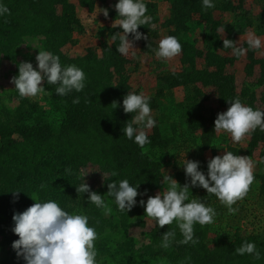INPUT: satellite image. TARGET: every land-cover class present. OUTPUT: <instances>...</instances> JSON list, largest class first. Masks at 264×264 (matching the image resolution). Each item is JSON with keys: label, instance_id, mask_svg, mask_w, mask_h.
Instances as JSON below:
<instances>
[{"label": "trees", "instance_id": "obj_1", "mask_svg": "<svg viewBox=\"0 0 264 264\" xmlns=\"http://www.w3.org/2000/svg\"><path fill=\"white\" fill-rule=\"evenodd\" d=\"M164 1L170 4V15L161 25L169 29L167 36H174L181 43L183 67L181 70L166 72L157 78L156 91L150 99V107L157 108L159 102L166 97V92L174 86L182 87L184 96L177 104L178 115L189 132L194 133L200 128L197 149L201 152L210 149L214 153L216 149L214 121L220 112L206 114L203 111L207 96L198 83L203 86H216L219 103L225 107V111L230 106L229 100L235 98H239L245 105L264 110V90L260 96L263 107L256 103L257 96L253 92L237 94L234 91V78L225 69L232 58L218 52L219 48L229 50L222 47L223 39L218 31L220 27L228 34L226 38L232 40L233 36L242 30L240 25L222 22L214 16L217 10L236 11L232 0H214L215 7L207 10L203 9L202 0ZM0 2L10 9V14L0 16V53L3 57L13 59L14 48L22 43L25 37L41 36L45 50L58 55L64 66L74 64L82 68L87 77L86 87L81 92L73 91L67 96L56 94V85H46L55 116V113L51 115L41 102L20 97L15 90L19 102L8 120L0 121V188L7 191L10 185L14 188L13 184L19 178L17 170L27 165L38 169L39 159L44 160L43 163L52 169L64 162L74 168L90 161L96 162L110 174L108 183L111 182L110 179L117 182L128 179L131 184H139L138 193H145L147 190L146 194L136 197L138 203L128 212L118 211L115 202H112L115 212L124 218L119 221L123 225L127 217L133 213L139 214L143 209L139 203L141 199L145 200L146 196L165 185L162 174L163 156L175 138L164 137L158 128V121L152 128V133L148 134L150 143L143 148L123 135V127L130 122L132 115L125 113L122 107L123 97L131 89L124 73L129 60L116 50L119 40L113 43L111 39L113 33L121 29L118 26L103 28L110 42L101 45L100 58L92 53L83 58H70L60 47L71 39L74 27L80 25L69 0H0ZM82 2L92 7L87 0ZM145 3L146 14L151 17V23L139 26L138 31L146 39L142 37L138 41L141 42L142 52L151 54L153 51L150 38L157 35V30L152 26V22L156 21V5L154 2ZM196 14L205 27L206 52L203 56V67L200 69L196 67L195 59L203 52L184 36ZM129 37L132 38L131 34ZM252 62L260 64L261 76L264 78V56L252 59ZM247 71L251 72V65ZM76 97H79V102L73 103ZM115 102L118 106L113 109ZM261 143L263 148L259 156L264 162V132L259 128L249 134L246 148L228 146L227 150L235 155L253 156ZM113 172H116L117 176L112 177ZM253 175L259 182V194L264 197V169ZM174 177L181 185L185 183L191 185L190 178H186L185 172H175ZM10 205L9 197L3 195L2 191L0 264H25L23 258L18 257L12 248V242L18 239V235L12 231L14 225L12 217L16 211L11 210ZM88 207L89 210L86 208L84 212L88 214L89 222L93 220L91 224H95L96 227L104 226L106 220L102 218V209L90 203ZM108 222L111 224L110 220ZM165 231L176 233L166 249L160 247ZM207 236L206 225L197 223L194 224L196 243H180L183 237L173 222L162 228L157 226L153 228L150 234L151 245L148 247L156 253L165 255L169 264H264V237L235 231L232 239H226L218 233L212 240V246H209ZM245 241L255 243L261 253L260 259H254L247 254L243 256L235 254L234 249ZM94 244L97 261L100 255L110 252L105 244L100 242Z\"/></svg>", "mask_w": 264, "mask_h": 264}, {"label": "rangeland", "instance_id": "obj_2", "mask_svg": "<svg viewBox=\"0 0 264 264\" xmlns=\"http://www.w3.org/2000/svg\"><path fill=\"white\" fill-rule=\"evenodd\" d=\"M87 1L88 4L92 5L91 8L87 4H83L82 0H69L73 5L75 16L79 20L80 25V27H74L71 39L65 41L60 47L62 52L70 58H83L89 53L100 58L101 45L104 42H110L107 32L103 28L106 26L112 27L113 21L118 19L114 7L117 0ZM145 1L154 2L156 5V21L152 22V26H155L157 35L150 38L153 51L157 47L158 41L168 34L169 29L161 24L170 15V4L164 0ZM232 1L237 10L234 12L217 10L214 13L215 18L222 22H232L234 26L240 25L242 27L241 32L233 36V41L239 47L248 48L246 40L249 32L260 37L262 42H264V0ZM102 8L108 9L107 17L103 15V12H98ZM95 16L96 18H94ZM90 20L91 22H89ZM190 23V28L184 36L195 43L197 49L203 52L202 55L197 56L195 59L196 67L200 69L203 67V56L206 52L205 27L197 14L193 16ZM219 29L222 28L220 27ZM219 33L222 39L228 35L221 31ZM129 39L131 38L129 37ZM32 45L44 49L43 38L41 36L25 37L23 42L14 48L13 59L5 58L0 53V121L5 122L8 120L19 102L15 95V85L12 81V78L18 74V64L27 61L31 62L34 68L37 65L35 58L39 49ZM133 47L134 49L124 55L129 60L126 63L124 73L131 88L130 92L143 93L146 96L153 97L156 91L157 78L160 75L182 69V52L171 60H165L158 59L154 51L151 54L143 53L141 42L138 40L133 42ZM218 52L228 58H232V61L225 66V69L234 78V91L237 94L253 92L257 96L256 103L263 107L260 103V96L264 90V78L261 76L260 64L252 62V59L264 56V46L260 50H247L241 57H237L231 49L223 50L219 48ZM249 65H251V72L247 71ZM42 84L45 87L43 93L38 94L36 97L27 98L41 102L46 110L53 115L55 111L49 102L48 91H46L47 82L42 81ZM198 85L207 96L204 100L203 110L206 114L225 111V107H222L219 103L218 91L215 85L203 86L200 83ZM183 96V88L174 86L166 92V97L161 100L162 102H159L157 108L152 109L151 113L154 119L158 121V128L162 135L175 138L169 146L166 155L163 156L164 166L162 168L163 177L170 175L174 179L175 172H184V168L180 163H183L185 159L199 161L200 170L207 172L209 159L217 155H223L228 151V146L244 149L249 139L248 134L240 142H233L230 134L223 131L216 132V149L214 153L210 149L203 152L199 151L196 147V142L201 132L200 128L196 129L194 133L189 132L178 115L177 104L183 99ZM147 131L148 134L152 133V129ZM194 139L196 140L195 142ZM262 148L263 144L261 143L253 156H246L254 164L253 173L264 169V162L259 156ZM40 160L37 161L38 169L33 168L32 165H27L17 170L19 178L13 184L14 188H11V185L8 191L0 188V193L3 191V195L9 197L11 210L16 212L25 210L35 203L31 196H37L42 201L49 199L56 201L70 213L80 212L86 214L84 210L86 208L89 210L87 193L83 195L77 193L76 185L78 186L82 183L83 171H89L85 176V182L90 185L91 190L101 193L105 198V202L112 209V212L108 215H105L102 209V218L106 220L104 226L96 227L95 224H91L93 220L89 222V225L93 226L98 234L94 243H103L110 249L108 254L99 256L98 264H169L165 255L156 253L148 247L151 245V230L156 227V224L144 214V207L139 214L133 213V215L127 217L123 225L119 223L124 218H121L115 212L112 206L114 199L106 194L110 174L99 163L90 161L74 168L64 162V164H58L52 169L51 166L43 163L44 160ZM30 174L32 176H29ZM166 188L167 182L165 181V185L146 196L145 201L149 196H154ZM12 190L21 191H19L18 196H14L11 192ZM188 192L189 199L202 200L206 206H211L215 209L214 222L205 224L208 229L207 240L209 246H212V240L218 233L226 239H232L235 231H240L243 234L253 233L264 237V197L259 194L258 180L254 179L247 194L233 205L237 209L235 214H229L227 207L222 205L214 195L208 194L206 189L202 187L190 185ZM86 215L88 216V214ZM108 220L111 221V224Z\"/></svg>", "mask_w": 264, "mask_h": 264}, {"label": "clouds", "instance_id": "obj_3", "mask_svg": "<svg viewBox=\"0 0 264 264\" xmlns=\"http://www.w3.org/2000/svg\"><path fill=\"white\" fill-rule=\"evenodd\" d=\"M114 7L118 19L113 21L112 28L118 26L121 31L114 32L111 39L113 43L119 40L116 50L121 55H127L134 49L133 42L143 37L138 31L139 26L150 24L151 17L146 14L145 0H117ZM202 7L205 10L214 8V0H202ZM98 12L108 16L107 8ZM6 14H10V9L0 2V16ZM219 31L224 32L223 29ZM246 43L247 49L237 46L232 39L224 38L222 47L231 49L237 57H241L247 50H260L264 46L261 38L252 32L247 34ZM32 46L39 49L35 58L36 67L34 68L31 62H20L18 74L12 78L14 89L20 97H36L43 93L45 87L42 81H46L48 85H56L55 92L60 96H67L73 91L79 93L86 87L87 77L82 68L74 64L64 66L58 55L36 45ZM153 51L158 59L171 60L181 53L182 45L176 37L164 36ZM150 99L151 97L143 93L128 92L122 101L123 111L132 114L130 122L123 127V135L141 148L150 143L147 130L156 126V120L151 114ZM229 101L227 110L217 114L214 131L230 134L233 142H240L257 128L264 132V110L245 105L239 98ZM78 102L79 97H76L73 103ZM117 106L115 102L113 109ZM180 164L184 168L186 178H190L191 186L206 189L208 194L214 195L227 207L229 214L237 212L233 205L247 194L254 180L252 160L229 151L209 159L206 174L200 170L199 161L185 159ZM88 172L83 171L82 183L76 185V191L81 195L87 193V202L103 209L104 214L108 215L112 209L105 202L104 196L91 190L90 185L85 182ZM111 176L115 177L117 173L113 172ZM164 180L167 182L165 190L149 196L146 201H139L144 207V214L151 218L158 228L171 225L175 221L183 237L179 242L195 244L194 224L213 223L215 209L206 206L202 200L189 199L188 183L181 185L170 175L165 176ZM110 181L106 194L114 199L120 212L130 211L138 203L136 197L146 194L147 191L138 193L139 184H131L128 179ZM19 191L21 190L11 192L18 196ZM31 197L35 203L21 212H15L12 217V231L18 235V239L12 242V248L17 256L22 257L25 264H98L94 244L98 234L95 228L89 225V217L80 212L70 213L54 200L42 201L37 196ZM175 235V231L163 232L160 247L168 248ZM234 252L241 256L251 255L254 259L261 258L254 242L245 241L236 247Z\"/></svg>", "mask_w": 264, "mask_h": 264}]
</instances>
